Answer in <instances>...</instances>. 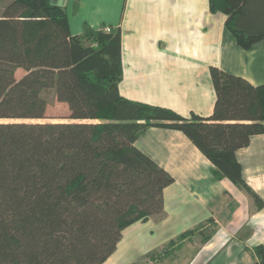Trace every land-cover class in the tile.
<instances>
[{
    "label": "trees",
    "instance_id": "16d2710c",
    "mask_svg": "<svg viewBox=\"0 0 264 264\" xmlns=\"http://www.w3.org/2000/svg\"><path fill=\"white\" fill-rule=\"evenodd\" d=\"M209 2L241 47L264 40V0ZM0 3V264H106L125 228L163 212L174 182L134 146L153 126L183 131L218 179L263 205L237 151L264 134V84L212 67L213 114L184 118L120 94V29L73 36L52 0ZM50 89L69 121L33 122L46 118ZM254 253L264 264V248Z\"/></svg>",
    "mask_w": 264,
    "mask_h": 264
},
{
    "label": "crops",
    "instance_id": "0c3cea01",
    "mask_svg": "<svg viewBox=\"0 0 264 264\" xmlns=\"http://www.w3.org/2000/svg\"><path fill=\"white\" fill-rule=\"evenodd\" d=\"M52 2L67 10L73 36L86 28L121 30L119 91L129 100L184 118L209 117L216 102L212 67L264 84V40L241 47L209 0ZM134 146L174 182L163 191V212L125 228L106 264L136 263L147 232L157 234L163 245L157 248L171 250L157 264H256L255 248H264V134L237 151L243 178L262 206L229 178L218 179L215 165L181 130L149 127Z\"/></svg>",
    "mask_w": 264,
    "mask_h": 264
},
{
    "label": "rangeland",
    "instance_id": "374dc122",
    "mask_svg": "<svg viewBox=\"0 0 264 264\" xmlns=\"http://www.w3.org/2000/svg\"><path fill=\"white\" fill-rule=\"evenodd\" d=\"M1 9H2V4L0 3V13H1ZM24 73H25V71L19 70L17 73V77L20 78ZM44 96L48 99V101L50 103L48 110H47L46 118L43 120H38V121H33V122H67V121H69L68 111L65 108V106H62V104L56 102L54 89H50L48 91H45ZM146 235L149 236V238L146 236L145 237L146 241L142 244L141 243L139 244V247L142 248V252H141L140 256H138L135 259L136 263H134V264H146L147 262L149 264H157V262L155 263L153 261H156L158 257H161V256L163 257V253L164 254H170L171 253V250H169L170 249L169 247H166L164 249V251H163V248H161V249L157 248L158 246H160V247L163 246L159 242L158 237H156L157 234L154 235L152 232H149V233L147 232ZM149 250H151L149 253V256L146 259H143L146 257V255H147L146 252ZM161 260H163V259H161ZM143 262H146V263H143Z\"/></svg>",
    "mask_w": 264,
    "mask_h": 264
},
{
    "label": "built area",
    "instance_id": "2783aa9c",
    "mask_svg": "<svg viewBox=\"0 0 264 264\" xmlns=\"http://www.w3.org/2000/svg\"><path fill=\"white\" fill-rule=\"evenodd\" d=\"M111 29H112L111 27H107L106 28L107 31H111Z\"/></svg>",
    "mask_w": 264,
    "mask_h": 264
}]
</instances>
